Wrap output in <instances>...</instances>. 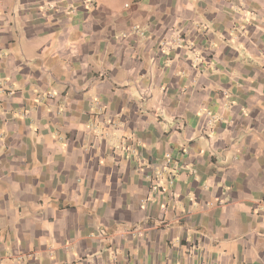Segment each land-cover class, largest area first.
<instances>
[{
    "label": "crops",
    "instance_id": "0c3cea01",
    "mask_svg": "<svg viewBox=\"0 0 264 264\" xmlns=\"http://www.w3.org/2000/svg\"><path fill=\"white\" fill-rule=\"evenodd\" d=\"M0 264H264V0H0Z\"/></svg>",
    "mask_w": 264,
    "mask_h": 264
},
{
    "label": "rangeland",
    "instance_id": "374dc122",
    "mask_svg": "<svg viewBox=\"0 0 264 264\" xmlns=\"http://www.w3.org/2000/svg\"><path fill=\"white\" fill-rule=\"evenodd\" d=\"M110 122V121H109ZM112 122V121H111ZM114 122V121H113ZM115 123V122H114Z\"/></svg>",
    "mask_w": 264,
    "mask_h": 264
}]
</instances>
